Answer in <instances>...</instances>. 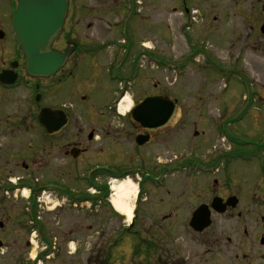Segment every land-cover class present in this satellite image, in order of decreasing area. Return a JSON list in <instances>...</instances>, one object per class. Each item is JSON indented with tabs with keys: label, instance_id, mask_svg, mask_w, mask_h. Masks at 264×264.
<instances>
[{
	"label": "flooded vegetation",
	"instance_id": "obj_1",
	"mask_svg": "<svg viewBox=\"0 0 264 264\" xmlns=\"http://www.w3.org/2000/svg\"><path fill=\"white\" fill-rule=\"evenodd\" d=\"M81 1L69 0L52 44L66 60L50 76L31 77L13 30L18 0H0V260L109 264L115 242L101 253L90 241L92 219L106 210L134 231L131 264H264V155L152 151L179 123L151 132L130 116L140 101L160 96L138 86L139 62L154 54L144 43L137 48L133 26L104 22L120 11L88 10ZM250 3L264 10V0ZM188 168L198 169V186L170 188V175ZM128 178L138 188L130 223L112 207L106 181ZM188 199L195 202L186 210ZM197 211L198 221L210 222L203 232L190 228ZM181 218L194 246L181 247L172 231Z\"/></svg>",
	"mask_w": 264,
	"mask_h": 264
},
{
	"label": "rangeland",
	"instance_id": "obj_2",
	"mask_svg": "<svg viewBox=\"0 0 264 264\" xmlns=\"http://www.w3.org/2000/svg\"><path fill=\"white\" fill-rule=\"evenodd\" d=\"M250 1L208 0L207 4L198 0L81 1L88 10L121 12L117 18L109 19L107 15L104 22L121 23L120 28L133 26L137 48L144 43L155 57L139 60L142 74L138 86L151 95L179 103L180 110L173 121L179 122L177 127L165 132L166 140L155 143L152 151L160 152L161 156L177 153L186 159L191 153L194 159L198 158V152L204 155L210 151H234L244 158L264 155L258 148L264 144V70L260 68V63H264V35L260 32L264 10H250ZM239 162L233 166L248 165ZM182 171L168 176V186L173 189L190 184L187 188L183 186L189 193L191 185L198 186V169ZM205 178L211 181L210 177ZM106 181L112 187L115 180ZM193 202L188 199L185 209H190ZM105 211L90 223L91 250L104 253L115 242L109 250V264H131L128 260L134 231L126 232L121 221ZM180 214L185 216L184 212ZM181 220L172 231L181 237V247L194 246L193 235L187 226L185 230ZM64 221L72 223L68 216ZM95 257L102 258L100 254ZM5 261L1 259L0 263L6 264Z\"/></svg>",
	"mask_w": 264,
	"mask_h": 264
},
{
	"label": "water",
	"instance_id": "obj_3",
	"mask_svg": "<svg viewBox=\"0 0 264 264\" xmlns=\"http://www.w3.org/2000/svg\"><path fill=\"white\" fill-rule=\"evenodd\" d=\"M68 9L69 0H18L13 29L29 76H50L66 60L52 50V44L62 32ZM261 32L264 34V27ZM177 111L174 101L164 97L149 98L137 105L132 118L143 128L156 132L171 125ZM209 225V220L198 221V211L190 224L196 232H203Z\"/></svg>",
	"mask_w": 264,
	"mask_h": 264
},
{
	"label": "bare ground",
	"instance_id": "obj_4",
	"mask_svg": "<svg viewBox=\"0 0 264 264\" xmlns=\"http://www.w3.org/2000/svg\"><path fill=\"white\" fill-rule=\"evenodd\" d=\"M253 61V59H250ZM260 68L264 70V63H260ZM128 111V108L125 112ZM137 185L131 180L126 179L124 181H114L112 183V198L111 204L114 209L121 215L124 216L128 222H131L133 218V202L137 197Z\"/></svg>",
	"mask_w": 264,
	"mask_h": 264
}]
</instances>
